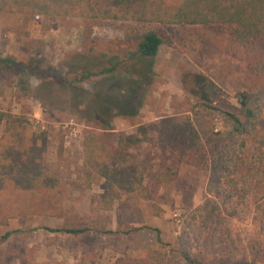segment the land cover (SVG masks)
I'll return each mask as SVG.
<instances>
[{
  "label": "rangeland",
  "instance_id": "obj_1",
  "mask_svg": "<svg viewBox=\"0 0 264 264\" xmlns=\"http://www.w3.org/2000/svg\"><path fill=\"white\" fill-rule=\"evenodd\" d=\"M147 29L162 40L149 75L134 63L118 68L112 79L99 73L101 54L123 56ZM247 55L233 46L224 26H142L76 17L33 22L17 13H0V56L60 73L38 79L0 69V111L24 120L25 143L38 145L37 135L45 134L44 164L63 184L61 190L34 193L33 200L18 188H0V234L24 230L0 244V264H155L149 258L155 251L167 260L182 219L211 195L205 189L207 171L197 162H179L171 181L146 183L148 198L123 194L108 209L97 208L103 180L94 176L83 184L79 174L82 133L95 124L88 122L85 106L74 103L90 102L95 94L121 101L129 114L113 115L111 126L135 135L139 124L189 113L194 100L181 78L192 72L205 74L219 87L218 107L237 111L235 94L244 91L257 95L258 111L239 159L229 168L228 203L200 223L195 250L183 264H264V75L251 71ZM84 61L98 74L76 82V64ZM39 80L47 83L40 94ZM67 82L84 89V97L75 96ZM208 126L213 133L222 129L220 116L213 115ZM50 206L57 214L48 212ZM63 224L89 229L80 234L49 230ZM152 228H158L166 245L157 244Z\"/></svg>",
  "mask_w": 264,
  "mask_h": 264
},
{
  "label": "trees",
  "instance_id": "obj_2",
  "mask_svg": "<svg viewBox=\"0 0 264 264\" xmlns=\"http://www.w3.org/2000/svg\"><path fill=\"white\" fill-rule=\"evenodd\" d=\"M0 13H17L33 22L76 17L131 21L142 26L150 23L224 26L233 46L247 51L251 71L264 75V0H0ZM161 42L157 32L147 29L139 36L135 49L125 51L123 56L101 54L99 73L112 79L118 68L134 63L139 66L140 73L149 75L152 59ZM85 62L76 64L77 77L72 80L80 82L98 74L89 70ZM36 65L30 67L13 57L0 56V69L36 74L38 79L45 75L60 76L55 70L38 71ZM181 81L194 100L189 113L163 116L154 122L139 124L135 135L114 131L111 126L113 115L129 114L123 111L125 105L121 101L95 94L90 102L74 103L76 107L85 106L89 113L88 122L95 124L93 129H85L82 133L79 174L83 184H89L94 176L103 180L105 188L98 195L97 208L108 209L123 194L148 198L146 183L171 181L179 162H197L207 171L205 189L211 195L190 209L189 215L182 219L176 247L167 249V260L163 259L164 254L156 251L149 255L155 264L189 262V254L195 250L192 244L198 240L202 227L200 223L205 224L228 203L232 172L229 168L234 167L239 159L238 154L254 128L258 111L257 95L244 91L235 94L237 111L218 107L221 91L201 72L186 74ZM67 83L75 96L84 97V89ZM45 86L47 83L39 80L37 92L40 94ZM128 91L125 97L129 96ZM215 114L220 116L222 129L213 133L208 124ZM24 130V120L20 116L0 111V188H18L29 193L30 199L41 190H61L62 182L44 164L45 134L40 132L37 135L38 145L25 143ZM51 207L48 212L57 214V209ZM196 216L200 218L199 223L195 222ZM88 229L87 226L63 224L49 230L80 234ZM152 230L157 244L166 245L162 243L158 228ZM22 233L24 230L20 228L5 230L0 234V244L10 235Z\"/></svg>",
  "mask_w": 264,
  "mask_h": 264
}]
</instances>
